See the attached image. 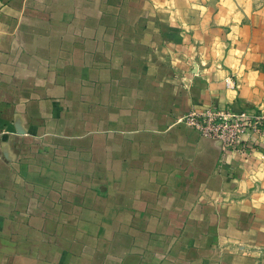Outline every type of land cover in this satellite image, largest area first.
I'll use <instances>...</instances> for the list:
<instances>
[{
  "label": "crops",
  "instance_id": "0c3cea01",
  "mask_svg": "<svg viewBox=\"0 0 264 264\" xmlns=\"http://www.w3.org/2000/svg\"><path fill=\"white\" fill-rule=\"evenodd\" d=\"M218 2L0 0V264H264V138L181 120L264 112Z\"/></svg>",
  "mask_w": 264,
  "mask_h": 264
},
{
  "label": "built area",
  "instance_id": "2783aa9c",
  "mask_svg": "<svg viewBox=\"0 0 264 264\" xmlns=\"http://www.w3.org/2000/svg\"><path fill=\"white\" fill-rule=\"evenodd\" d=\"M181 120L202 137L219 140L223 151L237 149L246 134L260 135L264 127V114L258 111L236 112L217 106L194 109Z\"/></svg>",
  "mask_w": 264,
  "mask_h": 264
},
{
  "label": "rangeland",
  "instance_id": "374dc122",
  "mask_svg": "<svg viewBox=\"0 0 264 264\" xmlns=\"http://www.w3.org/2000/svg\"><path fill=\"white\" fill-rule=\"evenodd\" d=\"M214 4V7H216L218 0H209ZM223 2V9L228 10L227 16L224 17V20L229 23V25L232 24H238L240 26L246 25L251 28L250 33L259 30L261 31L260 37L261 40L264 41V0H222ZM207 5H210L208 2H206ZM212 6V8H214ZM243 15V16H242ZM261 114H264L263 111H258ZM254 138H257L260 140V138H264V127L261 130L260 135H251ZM249 142L250 146L257 148L259 145L256 144L255 141L249 140V141H243L240 143V146L237 149L232 150H238L242 153H248L249 145L247 144ZM250 153V152H249Z\"/></svg>",
  "mask_w": 264,
  "mask_h": 264
}]
</instances>
